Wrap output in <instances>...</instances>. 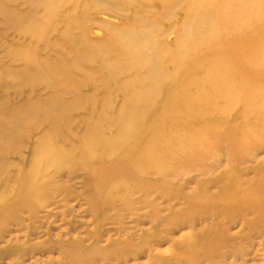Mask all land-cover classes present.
<instances>
[{"label": "rangeland", "instance_id": "374dc122", "mask_svg": "<svg viewBox=\"0 0 264 264\" xmlns=\"http://www.w3.org/2000/svg\"><path fill=\"white\" fill-rule=\"evenodd\" d=\"M27 1L0 0V144L19 142L0 149V264H264V0ZM185 27L203 34L193 42ZM129 28L150 34L161 77L140 67L135 83L122 43L104 56L89 47ZM118 50L120 66L105 65ZM139 91L129 143L84 158L89 132L116 136ZM79 98L54 132L39 120ZM45 137L73 154L42 162L30 190Z\"/></svg>", "mask_w": 264, "mask_h": 264}, {"label": "bare ground", "instance_id": "6f19581e", "mask_svg": "<svg viewBox=\"0 0 264 264\" xmlns=\"http://www.w3.org/2000/svg\"><path fill=\"white\" fill-rule=\"evenodd\" d=\"M14 1V0H13ZM25 1V0H24ZM29 1V0H28ZM28 1H27V3H28ZM41 1V0H40ZM57 1V0H56ZM240 1V0H239ZM245 1V0H244ZM34 2V1H33ZM45 2V1H44ZM51 2V1H50ZM55 3H57V2H55ZM63 3H65V2H63ZM195 3V2H194ZM29 4V6H30V4H31V2L30 3H28ZM33 4V3H32ZM42 5H43V3H41ZM58 4V7H59V3H57ZM36 5V4H35ZM47 5V4H46ZM33 6H34V4H33ZM36 6H38V5H36ZM35 6V7H36ZM53 6V5H52ZM57 6V5H56ZM31 7H32V5H31ZM35 7H34V9L33 10H35L36 11V9H35ZM40 7H41V5H40ZM44 7V6H43ZM47 7V6H46ZM48 7H50V6H48ZM51 8V7H50ZM54 8H55V5H54ZM60 8V7H59ZM225 8V7H224ZM58 9V8H57ZM16 10V9H15ZM55 10H56V8H55ZM251 10V9H250ZM63 11V10H62ZM61 11V12H62ZM15 12V11H14ZM19 13H20V11H18ZM39 12V11H38ZM37 11H36V13H38ZM41 12L42 11H40L39 13L41 14ZM47 12V11H46ZM58 12H59V10H58ZM57 12V13H58ZM205 12H207V11H205ZM221 12V11H220ZM0 13H2V14H5L6 13V10L4 9H1L0 8ZM194 13V12H193ZM209 13V10H208V12H207V14ZM40 14H38V16H40ZM62 14V13H61ZM15 15V14H14ZM33 15L36 17V15H35V13H34V11H33ZM198 15V14H197ZM209 15H211V14H209ZM10 16V15H9ZM60 17H61V15H60ZM210 17V16H209ZM209 17L207 16V18L209 19ZM2 18V17H1ZM10 18V17H9ZM21 18V17H20ZM39 18V17H38ZM3 19V18H2ZM228 19H229V17H228ZM5 20V19H4ZM10 20V19H9ZM22 20V19H21ZM226 20V19H225ZM230 20V19H229ZM31 23V22H30ZM35 23V22H34ZM34 23H31L33 26V28H35V25H34ZM12 24V23H11ZM17 24V23H16ZM36 24V23H35ZM213 24V23H212ZM214 26L213 27H215V24H213ZM31 27V26H30ZM219 27V26H218ZM36 29H38V28H36ZM192 29V28H191ZM191 29H189L188 27L186 28L185 27V31H186V34L187 35H194L192 38L194 39V41L193 42H197V40H198V38H197V36L198 35H202L203 33H200L201 31H196V32H194V31H191ZM216 29H218V28H216ZM215 29V30H216ZM33 30V29H32ZM31 30V31H32ZM35 30V29H34ZM62 30V29H61ZM211 30V35L213 34V32L212 31H214V30H212V29H210ZM209 30V31H210ZM37 31V30H36ZM33 32V31H32ZM39 32V31H38ZM37 32V33H38ZM205 32V31H204ZM215 32V31H214ZM224 32V31H223ZM208 33V32H207ZM216 33V32H215ZM210 34V33H209ZM34 35H38V34H34ZM147 35H150L148 32H146V33H143V34H139V32H136L135 30L133 31L132 30V28H129V29H123L122 31H120L119 33H117V35L115 34V35H112L109 39H107V40H103V41H101V40H98L96 43H93V45H89V47L92 49V50H94V49H96V51H98V53L99 54H101V55H110L111 54V52L113 51L112 49H113V47H112V44L114 45V47L117 45V44H119V43H122V48H123V50H121L124 54H126L127 56H129V58H127V59H125V61H124V64H125V66L123 65V69H125V70H130L129 72H137V74H135V83L138 81V77H142V75L140 74V72H138L139 70H140V67H142L143 69H145V68H149V71H151V74L152 73H154L156 76H159V77H161V73H162V68L160 67V64H159V57L160 56H158V51H156V50H154L153 48H152V42L150 41V39L148 38V36ZM186 35V36H187ZM207 36L208 35H206V38H207ZM151 37V36H150ZM191 37V36H190ZM76 38V37H75ZM115 40V39H121L122 41L121 42H119V41H116L117 43L116 44H114V43H112V40ZM203 39V38H202ZM191 40V39H190ZM200 40V39H199ZM125 41H129L130 43L129 44H127V45H124L125 44ZM132 42V43H131ZM203 42V41H202ZM128 43V42H127ZM154 45V44H153ZM118 48H120V46H117ZM112 48V49H111ZM84 49V48H83ZM82 50V49H81ZM85 50V49H84ZM162 50V49H161ZM176 50H178V49H176ZM185 50V49H184ZM121 51L120 50H118L117 51V58L116 59H114V60H111V61H105L104 62V64L106 65H110V66H117V67H119L120 66V58H121ZM135 51V52H134ZM179 51V50H178ZM94 52V51H93ZM184 52V51H183ZM182 54V53H181ZM188 54H189V52H188ZM88 55V54H87ZM190 55V54H189ZM31 56V55H30ZM51 56V55H50ZM179 56V53H178V55H177V58H179L178 57ZM182 55H180V57H181ZM183 56H184V54H183ZM187 56V55H186ZM33 57V56H32ZM166 57V56H165ZM187 57H189V56H187ZM35 57H33V59H34ZM183 58V60L185 61V59H184V57H182ZM186 58V57H185ZM190 58V57H189ZM84 59V58H83ZM88 59H90V58H88ZM27 60V59H26ZM29 60V59H28ZM180 60V59H179ZM178 60V61H179ZM84 61V60H83ZM165 61V60H164ZM169 61H170V59H169ZM188 61H189V59H188ZM187 61V62H188ZM28 62V61H27ZM24 63H26V61L24 62ZM29 63H30V61H29ZM35 63V62H34ZM74 63V62H73ZM189 63V62H188ZM185 64V63H184ZM143 65H147V66H143ZM24 66V65H23ZM166 66V65H165ZM176 66V65H175ZM183 66V65H182ZM199 66V65H198ZM28 67H30L31 68V65L30 66H28L27 65V67H25V68H27L28 69ZM17 68V67H16ZM24 68V69H25ZM23 69V68H22ZM57 69H58V67H57ZM146 69V70H147ZM183 69V68H182ZM27 71V70H26ZM42 71V70H41ZM59 71V70H58ZM61 71H62V73H63V70L61 69ZM24 72H25V70H24ZM176 72V71H175ZM172 73V72H171ZM39 74V73H38ZM127 74V73H126ZM129 74V73H128ZM166 74V73H165ZM145 75V74H144ZM171 75V74H170ZM24 76V75H23ZM64 76H66L65 74H64ZM31 77V76H30ZM40 77V76H39ZM67 77V76H66ZM121 77H123V76H121ZM146 77V76H145ZM24 78V77H23ZM69 78V77H68ZM17 79V78H16ZM44 79V81H48L49 80V78H43ZM67 79V78H66ZM70 79V78H69ZM248 79V78H247ZM15 80V79H14ZM19 80H21V79H19ZM18 81V80H17ZM69 81V80H68ZM86 81V80H85ZM170 81H171V79H170ZM21 82V81H20ZM167 82V81H166ZM123 83V82H122ZM141 83V82H140ZM148 83V82H147ZM146 83V84H147ZM222 83L223 82H221V84L220 83H218V85H221L220 87H221V89H222V87L224 86H222ZM29 84V83H28ZM45 84V83H44ZM73 84V83H72ZM165 84H168V83H165ZM226 84V83H225ZM20 85V84H19ZM30 85V84H29ZM36 85H38V84H36ZM135 85H137V84H135ZM142 85V84H141ZM17 86V85H16ZM132 86H133V84H132ZM143 86V85H142ZM24 87V86H23ZM43 87H45V86H43ZM136 87H138V86H136ZM121 88V87H120ZM141 88V87H140ZM167 88H168V86H167ZM166 88V89H167ZM225 88V87H224ZM126 89V88H125ZM133 89V88H132ZM220 89V90H221ZM141 90V89H140ZM48 91V90H47ZM132 91V90H131ZM50 92V91H49ZM52 92V91H51ZM129 92L130 91H128V94H129ZM142 92L143 91H139V92H136L135 94H134V96H135V100L133 99V98H130V97H127L126 99H124V103L126 104H128V107L127 108H123L122 107V109L120 110V112H119V115L117 116V118L115 119V123H113V125H111V128H113V129H116L117 130V135L116 136H111V135H109V134H107V133H104V135H99V134H95L94 132H89V136H88V141L86 142V143H83V144H81V145H79V148H80V150L81 151H83V152H85V153H89V154H83L84 156V158H85V155L86 156H88L87 158H90V156H92L93 155V157H94V154L92 153V151H94V150H96V148H98V147H105V148H111L112 150L114 149V148H116V147H119V146H123V145H126L127 143H129V141H130V138L127 140V139H125V141L124 140H122L123 139V137H125L124 135H128V133L129 134H131L132 132H137V124H136V121H133V119L131 118V110H132V108H131V103H134V104H136V103H138V102H140V95L142 94ZM187 92V91H186ZM233 92V91H232ZM144 93V92H143ZM192 93V92H191ZM194 93V92H193ZM192 93V94H193ZM38 94H39V92H38ZM37 94V95H38ZM158 94V93H157ZM187 94V93H186ZM204 94V93H203ZM40 95V94H39ZM188 95H190V94H188ZM223 95V97H224V94H222ZM229 94L227 93V95L225 96L226 98L227 97H229L228 96ZM158 96V95H157ZM185 96V95H184ZM184 96H182L183 97V99H185L184 98ZM230 96H233V95H230ZM237 96V95H236ZM53 97V96H52ZM186 97V96H185ZM38 98V97H37ZM42 98V97H41ZM225 98V99H226ZM230 98V97H229ZM232 99H233V101L234 102H236V98L233 96V97H231ZM29 99V98H28ZM33 99H34V96H33ZM39 99V98H38ZM93 99V98H92ZM92 99H91V101H92ZM187 100H186V102L188 101V102H191V104H194L195 106H201V104H202V102H203V99H202V94H199V93H195V94H193V95H191V96H187V98H186ZM231 99V100H232ZM80 100H83L82 98H79L78 100H75L74 102H71V101H69V104H67L66 102H62V101H60V100H54V101H52L50 104H48L46 107H45V110L43 111V113L40 115V116H38V118H40L41 117V119H39V120H43V121H50V126H49V132L50 131H52V132H54L55 131V128H56V121L57 120H59V116L61 117L62 115H64V114H67V116H69L68 114L70 113V112H72L73 110H77L78 108H81L80 107V103H79V101ZM94 100V99H93ZM227 100V102H228V99H226ZM34 101H35V99H34ZM90 101V102H91ZM233 101L231 102V103H233ZM35 102H38V100H36ZM183 102H184V100H183ZM231 103H230V105H231ZM228 105V103H226L225 102V104L224 105ZM234 104V103H233ZM185 105H187V103H185ZM21 106V105H20ZM24 106V105H23ZM229 106V105H228ZM90 107V106H89ZM125 107V106H124ZM7 109H9V108H7ZM126 109V110H125ZM5 110H6V108H5ZM5 110L4 111H2V112H5ZM10 110V109H9ZM13 111H14V109H12ZM88 110H90V109H88ZM13 111L11 112L12 114H13ZM15 111H16V109H15ZM123 111H125L126 112V115L123 113ZM8 112H10V111H8ZM89 112V111H88ZM129 112H130V114H129ZM15 113V112H14ZM6 114H7V112H6ZM16 114V113H15ZM19 114V113H18ZM17 114V115H18ZM50 114H52V115H50ZM56 115V116H55ZM106 115V114H105ZM123 115H125V116H123ZM22 116V115H21ZM116 117V116H115ZM64 118V117H63ZM73 120V119H72ZM72 120H71V122H72ZM42 121V122H43ZM6 123V122H5ZM49 123V122H48ZM21 124V123H20ZM48 125V124H47ZM18 128H20V129H18V133H19V131H21V130H23L24 129V126H22V125H20V126H17ZM67 127H68V125H67ZM73 127V126H72ZM193 128H195V127H193ZM7 129H8V127H7ZM91 129H93V128H91ZM142 130V129H141ZM71 132V131H70ZM22 135V134H21ZM46 135H47V132H46ZM71 135V134H70ZM47 137V136H46ZM46 137L45 138H42V140H41V142L40 143H38L37 144V148H36V150H37V155H36V157H37V160L34 162V164H32V166L30 167V170H27V171H29L28 173H26V175H28V176H30V180H29V182L28 183H30L29 184V188H30V190H33V189H36L37 188V182H38V180H40L39 178L40 177H42V175H40V174H42V171H41V173H40V170L38 171L37 170V168L39 169V167H41V163L43 162V163H46L45 165L47 166H52V165H56V163H59L60 161L62 162V161H66V159L68 158V157H70L69 155H71V153L73 154V150H72V148L70 147V149H69V147H67L66 146V149H64V148H62V150H61V148H59V146L58 147H56V144H57V142H56V144H55V146H53L52 144H48L49 142H50V140L48 141V143L46 142ZM128 137V136H127ZM9 138L10 137H8V139L6 138L5 140H4V144H0V149L1 150H4V148H5V145H7L8 144V142H9ZM12 139V138H11ZM55 139V138H54ZM53 139V140H54ZM60 139V138H59ZM92 140H93V142H92ZM60 141H61V139H60ZM151 142V141H150ZM51 143V142H50ZM54 143V142H53ZM63 144H65L64 143V141L62 142ZM10 144L13 146V145H15L16 146V144H19V142L17 143V141L15 142V139H13V140H10ZM10 144H8V145H10ZM61 144V143H60ZM68 144H69V141H68ZM7 145V146H8ZM58 145V144H57ZM18 146V145H17ZM45 148H44V147ZM69 146V145H68ZM72 146V145H71ZM43 147V149H41ZM63 147V146H62ZM39 148V149H38ZM58 148V149H57ZM40 149H41V151H40ZM0 150V151H1ZM5 151V150H4ZM34 151H35V149H34ZM39 152V153H38ZM141 154H143V155H145L146 156V158L148 157L149 159L152 157V143L150 144V143H148V144H146L142 149H141V152H140ZM35 154V153H34ZM82 154V153H81ZM20 156V155H19ZM24 156V155H23ZM1 157V156H0ZM31 157H33V156H31ZM4 158V157H3ZM20 158H22V157H20ZM33 158H35V157H33ZM66 158V159H65ZM18 160V159H17ZM86 160H89V159H86ZM2 161V160H1ZM19 161V160H18ZM10 164V163H9ZM21 164V163H20ZM25 164H26V162H25ZM24 164V165H25ZM8 165V164H7ZM23 165V164H22ZM40 165V166H39ZM44 165V166H45ZM58 165V164H57ZM26 166V165H25ZM30 166V165H29ZM29 166H28V168H29ZM44 166H42L43 168H44ZM13 167V166H12ZM41 167V168H42ZM13 168H15V167H13ZM26 168V167H25ZM12 169V168H11ZM27 169V168H26ZM25 170V169H24ZM42 170V169H41ZM26 170H25V172H27ZM18 172H19V168H18ZM23 173V172H22ZM21 173V174H22ZM17 175V177H18V175L19 174H16ZM25 176V175H24ZM21 177H23V175L21 176ZM24 178V180H28L26 177H23ZM22 179V178H21ZM23 180V181H24ZM22 182V181H21ZM25 182V181H24ZM22 186V185H21ZM24 186V185H23ZM22 188V187H21ZM20 188V189H21ZM28 188V187H27ZM13 192H14V189H13ZM2 199V198H1ZM1 201V200H0Z\"/></svg>", "mask_w": 264, "mask_h": 264}]
</instances>
